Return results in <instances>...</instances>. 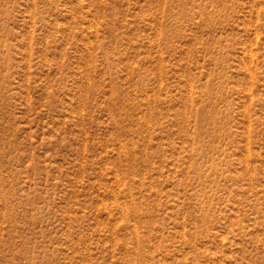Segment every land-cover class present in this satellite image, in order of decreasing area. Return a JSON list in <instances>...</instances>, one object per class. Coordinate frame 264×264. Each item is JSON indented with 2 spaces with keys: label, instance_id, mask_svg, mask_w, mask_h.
Here are the masks:
<instances>
[{
  "label": "rangeland",
  "instance_id": "rangeland-1",
  "mask_svg": "<svg viewBox=\"0 0 264 264\" xmlns=\"http://www.w3.org/2000/svg\"><path fill=\"white\" fill-rule=\"evenodd\" d=\"M0 264H264V0H0Z\"/></svg>",
  "mask_w": 264,
  "mask_h": 264
},
{
  "label": "bare ground",
  "instance_id": "bare-ground-1",
  "mask_svg": "<svg viewBox=\"0 0 264 264\" xmlns=\"http://www.w3.org/2000/svg\"><path fill=\"white\" fill-rule=\"evenodd\" d=\"M132 159V158H131ZM127 209V208H126Z\"/></svg>",
  "mask_w": 264,
  "mask_h": 264
}]
</instances>
